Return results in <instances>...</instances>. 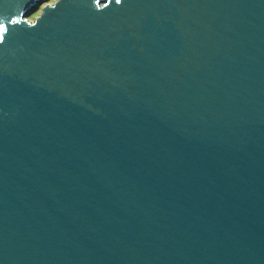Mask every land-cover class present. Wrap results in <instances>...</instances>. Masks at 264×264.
Segmentation results:
<instances>
[{
	"label": "water",
	"instance_id": "95a60500",
	"mask_svg": "<svg viewBox=\"0 0 264 264\" xmlns=\"http://www.w3.org/2000/svg\"><path fill=\"white\" fill-rule=\"evenodd\" d=\"M0 0V264H264V0Z\"/></svg>",
	"mask_w": 264,
	"mask_h": 264
},
{
	"label": "rangeland",
	"instance_id": "374dc122",
	"mask_svg": "<svg viewBox=\"0 0 264 264\" xmlns=\"http://www.w3.org/2000/svg\"><path fill=\"white\" fill-rule=\"evenodd\" d=\"M55 0H47L42 2L38 8L34 11H32V13H30V15L27 17L29 20L33 21L37 16L40 15L42 8L44 7V5L46 4H52Z\"/></svg>",
	"mask_w": 264,
	"mask_h": 264
},
{
	"label": "snow or ice",
	"instance_id": "6c2138e0",
	"mask_svg": "<svg viewBox=\"0 0 264 264\" xmlns=\"http://www.w3.org/2000/svg\"><path fill=\"white\" fill-rule=\"evenodd\" d=\"M4 31V28L3 27H0V32H3Z\"/></svg>",
	"mask_w": 264,
	"mask_h": 264
}]
</instances>
